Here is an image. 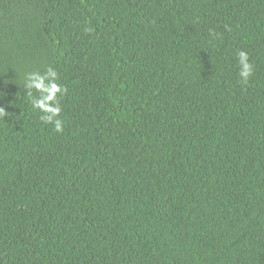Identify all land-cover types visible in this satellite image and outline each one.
Segmentation results:
<instances>
[{
	"label": "trees",
	"instance_id": "obj_1",
	"mask_svg": "<svg viewBox=\"0 0 264 264\" xmlns=\"http://www.w3.org/2000/svg\"><path fill=\"white\" fill-rule=\"evenodd\" d=\"M0 108V264H264V0H0Z\"/></svg>",
	"mask_w": 264,
	"mask_h": 264
},
{
	"label": "clouds",
	"instance_id": "obj_2",
	"mask_svg": "<svg viewBox=\"0 0 264 264\" xmlns=\"http://www.w3.org/2000/svg\"><path fill=\"white\" fill-rule=\"evenodd\" d=\"M237 59L239 62V72L238 75L241 79L242 83H247L248 79L252 76L253 74V65L252 63L249 62V55L247 52L241 50L237 53ZM46 75H51L54 76L56 75L55 72H52L51 70L48 71V73ZM31 87L39 90V91H43V92H47L48 96L45 97V99H52V97L54 96L55 92L57 91L56 86L54 84H52L51 82L46 83V76L45 77H41L38 75H35L32 79V84ZM62 90V89H60ZM34 107H37L43 111H48L49 109L47 108V105L44 104L41 101H36L34 103ZM7 113L4 111L3 108H0V118H2L4 115H6ZM41 119H43L45 122H50L51 117L45 118V117H41ZM55 128L57 131H62V124L60 120H57L55 122Z\"/></svg>",
	"mask_w": 264,
	"mask_h": 264
}]
</instances>
